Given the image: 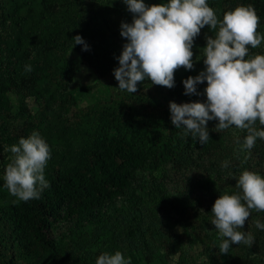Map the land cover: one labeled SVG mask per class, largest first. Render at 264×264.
I'll list each match as a JSON object with an SVG mask.
<instances>
[{
    "label": "rangeland",
    "instance_id": "rangeland-1",
    "mask_svg": "<svg viewBox=\"0 0 264 264\" xmlns=\"http://www.w3.org/2000/svg\"><path fill=\"white\" fill-rule=\"evenodd\" d=\"M144 2L149 6L168 3L159 0ZM221 2L224 6L217 14L219 20L223 19L224 13L240 6L235 0ZM22 4L24 13L36 22V39L47 38L48 25L53 17L43 11L41 0H0V14ZM68 4V18L76 15L80 21L91 22L93 29L90 33L101 44L98 57L101 59L104 56L105 59L90 65L74 46L67 49L52 47L55 53L53 63L49 67L43 66L35 91L19 89L7 83L11 110L0 118V207L21 201L9 193L4 180L6 167L14 159L11 146L18 144L21 137L27 138L36 131L49 142L51 155L45 167L46 175L56 167L75 164L94 146L98 135L123 134L141 148L153 150L152 161L136 174V181L144 186L143 191H138V202L144 212L154 221H161L163 228L169 230L178 242V252L168 253L167 246L161 243L155 245L160 256H151L145 250H128L115 234L120 224L113 231L106 230L97 236L92 224L78 229L72 237L63 234L65 229L62 226L54 230V234L62 239L58 264H96L102 253L115 254L116 251L122 252L126 259L130 257L131 264H264V241L254 234L255 221L264 220L261 211L251 210L244 229H239L251 233L255 240L252 246L233 243L227 254H221L203 238L207 231L216 238L218 230L212 224L214 215L208 216L204 211V203L212 195L209 188L204 187L208 176L190 159H179V145L172 131L175 125L171 123L170 102L187 103L192 97L193 94H185L183 81L206 69L203 57L206 37L215 38L218 27L213 30L206 25L201 29L192 49L194 67L191 70L177 69L174 87L155 85L150 79H145L142 83L138 82L136 93H129L118 87L114 69L119 67V60L113 56L127 43L126 38L121 36L122 22L131 23L134 14L128 10L124 0H70ZM257 14L260 17L257 33L264 35V14ZM13 37L14 30H9L0 16V50L6 48V42ZM257 48L264 53V41ZM197 57L200 59L197 60ZM250 57L252 55L246 59ZM206 86L207 81L198 84L197 90L206 94ZM142 100L151 101L146 103L142 113L111 123L114 114L120 115L130 103ZM215 122L218 123V120H212V123ZM255 127L264 130V125L258 121ZM177 129L185 130L183 126ZM223 133L226 152L222 162L227 163V167H224L225 171L219 179L214 177V181L210 182L215 189L213 198L224 193L242 195V189L236 184L245 170L264 176V156L242 147L248 131L233 125ZM174 203L198 214L195 223L197 231L178 222ZM1 232L0 226V242L3 241Z\"/></svg>",
    "mask_w": 264,
    "mask_h": 264
},
{
    "label": "trees",
    "instance_id": "trees-1",
    "mask_svg": "<svg viewBox=\"0 0 264 264\" xmlns=\"http://www.w3.org/2000/svg\"><path fill=\"white\" fill-rule=\"evenodd\" d=\"M69 1L41 0L43 11L53 17L48 25L49 35L41 41L35 36L36 22L24 13L23 4L1 12L3 23L9 30H14V37L6 42V48L0 50V118L11 110L7 83L19 89L35 91L43 66L49 67L53 63L55 53L52 47L67 49L74 46L73 37L81 35L89 46L88 50H84L82 44L74 47L82 53L83 58L90 65L105 59L104 56L101 59L98 57L101 44L90 33L93 29L91 22L80 21L76 15L69 18L66 16L69 14ZM221 1L207 0L216 14L224 6ZM235 3L244 6L251 4L256 12L264 14V0H235ZM248 47V56L264 55L261 49L250 45ZM122 50H116L113 57L118 58ZM25 65H31L32 71L25 72ZM197 93L199 94H193L187 103L206 102V94L200 90ZM148 102L151 101L130 103L122 114L112 116L111 123L142 113ZM217 124L212 123V120L208 122L209 138L203 144L199 142L198 135L193 137L190 132L185 135L186 129L172 130L179 145V159H190V162L202 167L208 176L204 184L212 193L211 198L204 203V211H207L208 216L214 215L212 208L217 199L213 198L215 189L210 182L214 181V177L215 180L219 179V175L225 171V163L222 162L226 152L224 130L216 131ZM252 150L257 155L264 156V139L257 138ZM153 157L151 148H141L123 134L98 135L94 146L75 164L56 167L45 175L50 186L41 192L39 199L21 200L19 203L0 207L2 264H58L62 239L54 234V230L64 226L63 234L72 237L78 229L92 224L96 236L106 230L113 231L120 224L115 234L128 250H145L151 256H160L155 245L161 243L167 246L168 253H177L178 242L172 238L169 230L163 228L161 221H154L144 212L138 202V191H143L144 186L136 181V174ZM151 165L150 162L149 166ZM174 207L179 216L178 222L197 231L195 223L198 214L183 208L179 203H174ZM261 212L264 217V211ZM193 215L195 218H192ZM254 234L264 241V230L258 229L256 225ZM203 238L219 252L221 237L218 230L216 238L208 231Z\"/></svg>",
    "mask_w": 264,
    "mask_h": 264
},
{
    "label": "clouds",
    "instance_id": "clouds-1",
    "mask_svg": "<svg viewBox=\"0 0 264 264\" xmlns=\"http://www.w3.org/2000/svg\"><path fill=\"white\" fill-rule=\"evenodd\" d=\"M124 2L134 15L131 23L121 25V36L127 43L118 57L119 67L114 69L119 89L136 93L138 82L145 79L155 85L174 87L175 71L194 67L192 49L201 29L206 25L213 30L218 27L215 38L206 37L203 48L206 69L183 81L185 94H199L197 85L207 81L204 89L207 100L170 102L171 123L175 128L183 126L185 135L189 132L193 137L198 135L201 144L209 138L210 120H218L215 127L218 132L233 125L246 129L243 149L250 150L257 138L264 139V130L255 127L257 120L264 125V55L246 59L248 46L257 48L264 41V35L257 33L260 17L253 5L237 6L219 20L207 0H169L167 4L151 6L144 0ZM73 38L74 46L82 44L88 50L81 35ZM31 71L32 66L25 65V72ZM10 151L14 159L6 167L5 187L19 200L39 199L41 192L50 186L44 174L51 155L49 145L34 131L27 138L21 137ZM236 187L242 189V195L224 193L212 208V224L222 238L221 254H227L233 243L252 246L255 240L251 233L239 229H244L251 210L264 211V176L245 170ZM255 224L264 230V223L257 220ZM96 264H131V258L126 259L120 251L104 252Z\"/></svg>",
    "mask_w": 264,
    "mask_h": 264
}]
</instances>
